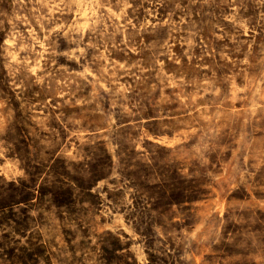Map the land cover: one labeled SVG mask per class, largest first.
<instances>
[{"label":"rangeland","instance_id":"1","mask_svg":"<svg viewBox=\"0 0 264 264\" xmlns=\"http://www.w3.org/2000/svg\"><path fill=\"white\" fill-rule=\"evenodd\" d=\"M0 264H264V0H0Z\"/></svg>","mask_w":264,"mask_h":264},{"label":"clouds","instance_id":"2","mask_svg":"<svg viewBox=\"0 0 264 264\" xmlns=\"http://www.w3.org/2000/svg\"><path fill=\"white\" fill-rule=\"evenodd\" d=\"M6 43H10V41H6Z\"/></svg>","mask_w":264,"mask_h":264}]
</instances>
